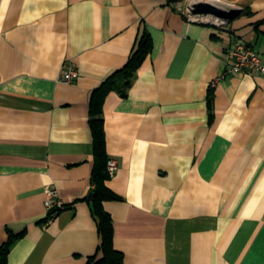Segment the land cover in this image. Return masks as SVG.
I'll return each instance as SVG.
<instances>
[{
    "label": "crops",
    "instance_id": "obj_1",
    "mask_svg": "<svg viewBox=\"0 0 264 264\" xmlns=\"http://www.w3.org/2000/svg\"><path fill=\"white\" fill-rule=\"evenodd\" d=\"M203 1L239 13L223 27L189 21L199 0H0V245L18 234L6 264L102 257L90 103L142 35L129 85L95 111L121 264H264V77L212 85L236 41L264 56V0ZM47 187L66 204L49 220Z\"/></svg>",
    "mask_w": 264,
    "mask_h": 264
},
{
    "label": "trees",
    "instance_id": "obj_2",
    "mask_svg": "<svg viewBox=\"0 0 264 264\" xmlns=\"http://www.w3.org/2000/svg\"><path fill=\"white\" fill-rule=\"evenodd\" d=\"M149 48L146 35H142L137 43L136 49L121 69L110 75L94 93L90 103V127L93 134V168L91 175L92 199L91 209L95 218L97 229L101 235L102 257L88 264H121V253L111 245V220L103 210L101 202L105 199H115L116 195L106 186L105 181L109 177L106 164L107 157L104 150V140L101 120L95 117L97 100L108 90L115 89L123 93L129 85L135 70L138 68L142 57ZM18 234L9 233L8 239L0 245V264H6V255L9 245Z\"/></svg>",
    "mask_w": 264,
    "mask_h": 264
},
{
    "label": "built area",
    "instance_id": "obj_3",
    "mask_svg": "<svg viewBox=\"0 0 264 264\" xmlns=\"http://www.w3.org/2000/svg\"><path fill=\"white\" fill-rule=\"evenodd\" d=\"M188 10V14L190 15V17H188L189 21L206 23L210 16L216 18V16L212 14L195 12V7L193 8L192 5L188 6ZM220 22L219 26L225 27L226 20L221 19ZM227 57L228 63L224 68V71L212 81V85H215L216 82L228 74L242 73L264 77V56L256 52L250 44L241 40L236 41L228 50ZM77 78L78 71L74 64L70 61H66L61 67L59 80L65 83H71ZM106 168L108 174L112 175L116 170V162L112 159H108ZM45 192L46 197L44 200V206L49 220L60 210L64 209L66 204L58 197L55 188L47 187Z\"/></svg>",
    "mask_w": 264,
    "mask_h": 264
},
{
    "label": "water",
    "instance_id": "obj_4",
    "mask_svg": "<svg viewBox=\"0 0 264 264\" xmlns=\"http://www.w3.org/2000/svg\"><path fill=\"white\" fill-rule=\"evenodd\" d=\"M199 1L200 4L194 5L196 12L212 14L214 16H217L218 18L225 19L226 22L239 13L238 10L216 6L209 1H203V0H199Z\"/></svg>",
    "mask_w": 264,
    "mask_h": 264
},
{
    "label": "rangeland",
    "instance_id": "obj_5",
    "mask_svg": "<svg viewBox=\"0 0 264 264\" xmlns=\"http://www.w3.org/2000/svg\"><path fill=\"white\" fill-rule=\"evenodd\" d=\"M209 2H210V1H209ZM212 3H213V2H212ZM213 4L216 5L215 2H214Z\"/></svg>",
    "mask_w": 264,
    "mask_h": 264
}]
</instances>
